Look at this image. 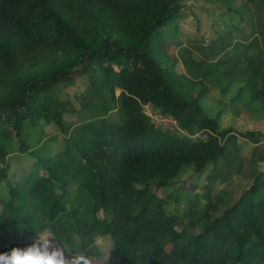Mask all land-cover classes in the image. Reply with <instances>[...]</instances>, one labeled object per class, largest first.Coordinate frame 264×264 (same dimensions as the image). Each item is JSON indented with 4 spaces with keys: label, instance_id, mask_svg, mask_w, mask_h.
<instances>
[{
    "label": "trees",
    "instance_id": "obj_1",
    "mask_svg": "<svg viewBox=\"0 0 264 264\" xmlns=\"http://www.w3.org/2000/svg\"><path fill=\"white\" fill-rule=\"evenodd\" d=\"M185 1L0 0V233L22 235L25 247L49 230L73 255L78 241L87 256L99 254L96 237H108L119 264H264V172L213 218L216 184L242 173L239 139L259 134L221 131L200 103L208 85L227 82L223 93L238 84L248 109L264 108V0L228 8L247 20L240 42L230 32L208 50L177 41L185 69L177 75L159 45ZM233 49L238 58L223 68L220 57ZM174 74L203 88L189 99L175 90ZM80 76L90 85L74 102L65 91ZM145 105L185 133L155 127ZM51 124L63 136L55 151ZM29 127L38 130L36 146L24 140ZM24 154L36 162L14 181L9 160ZM210 165L186 213L171 215L158 191ZM13 247L0 244V253Z\"/></svg>",
    "mask_w": 264,
    "mask_h": 264
},
{
    "label": "rangeland",
    "instance_id": "obj_2",
    "mask_svg": "<svg viewBox=\"0 0 264 264\" xmlns=\"http://www.w3.org/2000/svg\"><path fill=\"white\" fill-rule=\"evenodd\" d=\"M244 0H186L185 8L182 11V16L174 21L169 22L161 30V35L165 36V39L160 43V48L163 52L167 53L172 58L175 65V72L180 75L185 72L182 61L180 58V50L177 47V41H181L183 44L189 46V44L197 49L202 50V47L206 49L212 47L213 44L219 41L221 36L227 37V33H233L235 39L242 41V33L245 29L247 20L243 19L240 13L229 11L231 7L233 10H242ZM176 44V45H175ZM208 50V49H207ZM200 53L195 54V58H200ZM238 52L231 50L228 54L220 57L219 64L222 63V67H227V62L234 64L236 61ZM234 73H230L232 76ZM174 87L177 93L187 96L189 99L196 97L199 91L203 88L200 84L192 86L188 79H183L175 74L173 75ZM90 85V81L86 76H80L76 79L74 85H70L66 88V93L71 97V100L76 102V96H81L86 92V89ZM208 94L200 99L201 106L206 114L213 119L219 121V128L221 131L233 129L238 133L246 134L249 132H256L259 136L251 141V139L240 138L241 144L240 154L243 161L241 175H234L227 183L216 184L214 190V198H221L219 203V210L213 218L220 217L222 213L229 207L233 206L247 189L253 184L251 178L254 173L264 172V162L258 163V155L254 154L263 152L264 154V108L261 103L256 105L257 109H248L245 105L247 99L242 95H238L239 85L234 84L230 92L223 93L224 88L227 87V82L222 83L215 88L212 85H208ZM87 100H91L94 97H88ZM52 101L54 100L51 97ZM97 104L96 101L90 103L91 107ZM154 110V109H153ZM155 111V110H154ZM66 120L75 121L77 117L74 115H66ZM46 134L49 137L58 136V141L51 144V148L55 151L63 142V136L59 133V128L55 124L47 126ZM24 140L27 143L34 144L37 141L38 130L32 127L26 129L24 133ZM258 145L255 146L254 143ZM36 159L30 155H17L10 158V173L12 179L17 181L21 179L24 172L32 169ZM212 165L208 166L207 170L203 174H197L192 169L186 170L173 185L166 189L158 191V195L167 201V210L171 215L183 216L188 208V203L191 198L202 192V187L205 185V180ZM94 186V183H90ZM7 195L6 186L3 185L0 190V210L1 202L4 201V197ZM264 198V190H260V194L257 196V200ZM216 199V200H217ZM47 234L50 235L46 231ZM52 236V235H51ZM27 242L22 235L15 233L2 232L0 233V244H13L17 247H24V243ZM95 244L99 249V254L96 256H88L91 258L92 264H119V258L116 255L113 242L108 237H96ZM66 252L69 255H73L67 248ZM170 250V246L167 248Z\"/></svg>",
    "mask_w": 264,
    "mask_h": 264
},
{
    "label": "clouds",
    "instance_id": "obj_3",
    "mask_svg": "<svg viewBox=\"0 0 264 264\" xmlns=\"http://www.w3.org/2000/svg\"><path fill=\"white\" fill-rule=\"evenodd\" d=\"M73 249L75 254L69 255L60 241L40 233L30 245L0 253V264H92L91 258L79 250L78 241H74Z\"/></svg>",
    "mask_w": 264,
    "mask_h": 264
},
{
    "label": "built area",
    "instance_id": "obj_4",
    "mask_svg": "<svg viewBox=\"0 0 264 264\" xmlns=\"http://www.w3.org/2000/svg\"><path fill=\"white\" fill-rule=\"evenodd\" d=\"M144 112L151 119L155 127L162 128V129H168L172 131H178V132H181L182 134L185 133V131H183L179 127L177 121L173 117L164 116L160 112L154 111L150 105L144 106ZM198 137H199V134L194 136V138H198Z\"/></svg>",
    "mask_w": 264,
    "mask_h": 264
},
{
    "label": "crops",
    "instance_id": "obj_5",
    "mask_svg": "<svg viewBox=\"0 0 264 264\" xmlns=\"http://www.w3.org/2000/svg\"><path fill=\"white\" fill-rule=\"evenodd\" d=\"M47 232H48V233H50V235H52V234H51V232H50L49 230H47ZM43 233H46V231H45V232H43Z\"/></svg>",
    "mask_w": 264,
    "mask_h": 264
}]
</instances>
